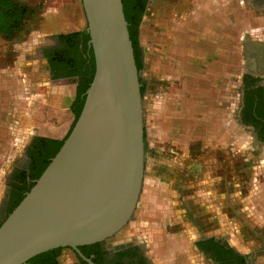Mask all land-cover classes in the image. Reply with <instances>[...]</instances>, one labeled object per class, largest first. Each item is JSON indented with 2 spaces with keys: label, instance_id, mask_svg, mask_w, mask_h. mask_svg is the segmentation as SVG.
I'll return each mask as SVG.
<instances>
[{
  "label": "crops",
  "instance_id": "0c3cea01",
  "mask_svg": "<svg viewBox=\"0 0 264 264\" xmlns=\"http://www.w3.org/2000/svg\"><path fill=\"white\" fill-rule=\"evenodd\" d=\"M18 1L30 8L27 21L36 24L25 43L33 58L20 67L24 79L18 89V118L23 120V127L32 130L33 136L61 139L74 119L78 77H54L43 50L57 44L59 34L79 32V38L87 34L82 3L81 0ZM233 6L226 3L215 16L212 13V29L204 32L210 39L208 44L197 46L195 41L190 46L188 30L189 35L183 36V40L188 39L189 45L185 41L183 46L179 43L174 62L160 64L163 60L151 59L153 74L159 77L160 84L145 95V150H150L151 155L146 157L143 182L146 178L149 183L146 203L164 209L160 214L168 207L176 208L173 214H181L185 207H180L179 202L185 199L213 216L225 214L231 226L237 221L240 229L252 230L261 222L254 213L264 215V175L256 178L242 174L240 181L234 180V153L247 151L242 154L246 165L244 160L249 153L263 155L264 147L252 141L250 131L237 130L234 87L242 85L244 74L264 77V42L252 40L248 31L235 32ZM183 32L185 35L186 31ZM160 65L163 69L159 75ZM29 111L31 114H27ZM223 162L225 169L221 171ZM211 167L218 168L214 174L209 171ZM240 183L241 188L245 185L249 191L247 198L256 200L254 204L240 194ZM238 197L243 203L241 207L234 204ZM139 217L142 221L135 224L138 230H161L162 223L153 221L148 212ZM213 230L221 231V227ZM226 239L236 252L247 253L237 236L227 235ZM149 242L144 247L158 246L154 240ZM73 254L72 250H63L59 264H73ZM262 262L264 253L253 264Z\"/></svg>",
  "mask_w": 264,
  "mask_h": 264
},
{
  "label": "water",
  "instance_id": "95a60500",
  "mask_svg": "<svg viewBox=\"0 0 264 264\" xmlns=\"http://www.w3.org/2000/svg\"><path fill=\"white\" fill-rule=\"evenodd\" d=\"M94 71L57 151L0 221V264L115 236L144 175L141 82L122 0H81Z\"/></svg>",
  "mask_w": 264,
  "mask_h": 264
},
{
  "label": "rangeland",
  "instance_id": "374dc122",
  "mask_svg": "<svg viewBox=\"0 0 264 264\" xmlns=\"http://www.w3.org/2000/svg\"><path fill=\"white\" fill-rule=\"evenodd\" d=\"M226 3L234 4L233 13L235 25H237L235 32L248 31L249 36L253 38L252 40L256 39L257 42H264L262 37L264 36V6L254 3L252 0H187L186 3H184V0H148L145 11L138 23L137 31V42L141 59L139 79L142 86L144 139L147 118L145 95L150 89H155L160 84L159 77L153 74L151 59L154 61L158 60V58L163 60L160 64H163L164 61L166 63L174 62L176 60L175 50H177L179 43L181 42L183 46L185 41V45H189L188 39L187 41L183 40V36H188L189 33L190 46L195 41L198 42L197 46L208 44L210 39L204 32L212 29L214 13L222 10ZM212 13L214 16H212ZM35 25L34 22L27 21L12 39L4 38L0 34V216L3 215L6 206H8L9 198L13 195V190H15L10 184V178L15 175V168L21 166L28 144L35 137L32 130L28 129V126L23 127L24 125H21L24 122L19 120L17 114L18 106L20 105L18 89L20 87L19 84L24 79V74L21 72L20 67L33 58V55L31 56V53L27 52L28 48H25V43L29 39L28 33L35 29ZM184 30L186 31L185 35ZM179 36H181V39H179ZM239 36L241 35L239 34ZM238 41L239 38L235 39V46ZM159 69L160 75L163 65H160ZM239 93L240 87L235 86V108L239 106ZM29 106L27 105L26 107ZM27 114H31L30 111ZM234 119L237 130L239 129L240 132L244 133L246 129L242 128L238 123L236 116ZM144 145L146 146V140ZM150 153V150L146 152L144 148V172L146 157H150ZM243 153L246 155L247 151H236L234 153V180L240 181L242 174L244 176L248 174L250 177L255 175L256 178L263 177L264 153L263 155L261 153L260 156H257V154L255 156L252 151L246 157L247 160H244L246 165L242 161ZM242 163L244 166L241 167ZM222 167H220L221 171L225 169L224 162ZM243 167L244 169H242ZM210 169L209 171L214 174L218 168L214 169V167H211ZM179 178L181 179L180 176ZM144 180L133 218L118 234L110 239L111 245L117 246L127 241L139 242L143 246L151 264H208V260L204 256L198 252L195 253L197 249L194 245V240L202 235L216 233L215 236L223 244H227V235L231 237L237 236L240 244L247 249V252L255 251L251 260L252 264L255 258L260 255L257 249L259 248L260 236L264 238V215L254 213V217H257L261 222H258L250 230L244 227L240 229L236 225L237 221L235 225L231 226L230 220L225 214L216 217L205 208L189 205L185 207L184 212L180 211L181 214L179 215L173 214V209L176 208L172 207H168L164 214H160L163 213L164 209L155 208L152 204L146 203L147 191L149 190L147 184L149 183L146 178ZM181 180L183 181V179ZM241 186L240 183L239 188L240 191L242 190L240 194L247 199L249 204H254L256 200L253 198L248 199V189L245 188V185L243 188ZM239 199L241 198L234 199V204L239 203L241 207L243 203ZM186 204H189V201ZM180 207L184 208L181 204ZM144 212H148L153 221L162 223L161 230L147 231L142 228L141 230L137 229L138 227L135 224L142 221L139 216L144 215ZM143 221L145 222V218ZM216 226H220L221 231L213 230ZM139 239L141 240L137 241ZM153 240L156 245L158 244L156 248L144 247L146 246V241L150 243L149 241ZM74 260L75 256L73 255L72 262Z\"/></svg>",
  "mask_w": 264,
  "mask_h": 264
},
{
  "label": "trees",
  "instance_id": "16d2710c",
  "mask_svg": "<svg viewBox=\"0 0 264 264\" xmlns=\"http://www.w3.org/2000/svg\"><path fill=\"white\" fill-rule=\"evenodd\" d=\"M122 3L124 15L128 22L129 35L134 49L136 66L139 70L141 59L137 36L135 34V27H138L142 4H140V0H122ZM29 9L28 6L18 0H0V34L7 39L14 38L27 22L30 13ZM137 13L138 15H136ZM78 34L79 32L59 34L57 36V44L43 50L44 56L47 58L54 77L69 75H76L78 77L76 88L77 100L73 108V122L82 106L85 90L92 79L94 71L92 51L87 44L88 34L84 33L82 38H79ZM140 88L142 92V86ZM63 138L57 139L45 136L33 137L27 148L30 159L29 173L26 176L25 170L22 169L19 170L18 174L11 176L10 184L15 190H13L14 193L9 200L4 217L11 211V209L23 197L24 193L33 184L34 179L40 174L48 163L50 157H52L59 148ZM210 241L213 240L211 239ZM57 250L58 248H55L37 254L27 260L24 264H34L35 261H38L40 256L46 253H52V255L48 261L41 264H55V252ZM209 254L214 259H217L220 264H243L245 258L244 255L237 253L231 247L225 248L221 245H216L214 252L212 251Z\"/></svg>",
  "mask_w": 264,
  "mask_h": 264
},
{
  "label": "flooded vegetation",
  "instance_id": "af4514ba",
  "mask_svg": "<svg viewBox=\"0 0 264 264\" xmlns=\"http://www.w3.org/2000/svg\"><path fill=\"white\" fill-rule=\"evenodd\" d=\"M252 1H254V3L256 4L264 6V0H252ZM147 3L148 0H140V4H142L140 19L145 11ZM136 15H138V13ZM137 31H138V27L136 26L135 27L136 36H137ZM238 104L239 106L237 107V111L235 112L236 113L235 116L238 123L246 130L250 131L252 135V140L254 142L264 147V77L253 74L243 75L242 85L240 86ZM27 155H28V149L26 150L25 157L21 162V166L15 168L14 170L15 174H18L19 170L23 169L25 170V175L26 176L28 175L30 159H29V155L27 159ZM11 197L12 195L10 196V198ZM186 202H188V200L182 199L180 201L181 205H183L184 207H187L188 205L192 206L190 202L189 204H186ZM237 204L239 205V203ZM226 205L227 203L225 204V206ZM5 213H6V209L3 215L0 216V221L3 219ZM111 238H108L102 242L80 246L79 250L81 251V253L84 255L85 258L79 256L72 248L69 247L58 248V250L55 252V258H56L55 264H59V257L63 252V250L66 249L72 250V252L74 253L73 254L75 256V260L73 262L74 264H151L149 257L147 256L143 246L139 242L127 241V242H122L117 246H114L111 245L110 243ZM211 239L213 241H210ZM194 244L197 249L196 252L204 256V258L208 260V264H220L217 259H214L209 254L212 251L214 252L216 245H221L225 248L230 247L227 244H223L222 241L219 240V238H217L215 235L213 236L212 234L200 236L194 241ZM258 246L259 248L257 249V252L261 255L264 253V238L262 236H260ZM254 252L255 251H250L247 252L246 254H242L245 256L243 264H252L251 260L253 258L252 256H254L253 255ZM51 255L52 253H46L40 256L38 261H35L34 264H41L48 261Z\"/></svg>",
  "mask_w": 264,
  "mask_h": 264
}]
</instances>
